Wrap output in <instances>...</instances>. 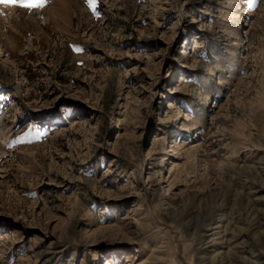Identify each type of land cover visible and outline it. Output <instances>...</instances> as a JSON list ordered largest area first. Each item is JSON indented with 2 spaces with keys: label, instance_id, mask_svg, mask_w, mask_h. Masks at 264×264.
I'll return each mask as SVG.
<instances>
[{
  "label": "rangeland",
  "instance_id": "rangeland-1",
  "mask_svg": "<svg viewBox=\"0 0 264 264\" xmlns=\"http://www.w3.org/2000/svg\"><path fill=\"white\" fill-rule=\"evenodd\" d=\"M0 264H264V0L0 4Z\"/></svg>",
  "mask_w": 264,
  "mask_h": 264
},
{
  "label": "snow or ice",
  "instance_id": "snow-or-ice-1",
  "mask_svg": "<svg viewBox=\"0 0 264 264\" xmlns=\"http://www.w3.org/2000/svg\"><path fill=\"white\" fill-rule=\"evenodd\" d=\"M44 0H0V4L4 5H19L25 8H35L42 6Z\"/></svg>",
  "mask_w": 264,
  "mask_h": 264
},
{
  "label": "bare ground",
  "instance_id": "bare-ground-1",
  "mask_svg": "<svg viewBox=\"0 0 264 264\" xmlns=\"http://www.w3.org/2000/svg\"><path fill=\"white\" fill-rule=\"evenodd\" d=\"M165 160V159H164Z\"/></svg>",
  "mask_w": 264,
  "mask_h": 264
}]
</instances>
